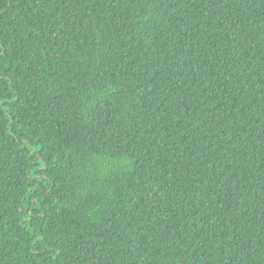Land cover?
Segmentation results:
<instances>
[{"label":"trees","instance_id":"obj_1","mask_svg":"<svg viewBox=\"0 0 264 264\" xmlns=\"http://www.w3.org/2000/svg\"><path fill=\"white\" fill-rule=\"evenodd\" d=\"M0 264H264V0H0Z\"/></svg>","mask_w":264,"mask_h":264}]
</instances>
